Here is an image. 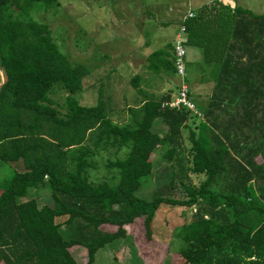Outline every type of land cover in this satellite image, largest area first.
Listing matches in <instances>:
<instances>
[{"label":"trees","instance_id":"1","mask_svg":"<svg viewBox=\"0 0 264 264\" xmlns=\"http://www.w3.org/2000/svg\"><path fill=\"white\" fill-rule=\"evenodd\" d=\"M56 7L0 0V163L14 167L0 182V264H78L73 246L93 264L98 250L126 237L125 226L148 225L161 205L190 210L174 234L180 264H264V13L234 6L213 14V31L200 13L183 21L184 48L194 32L205 45L200 72L211 91L200 117L161 106L176 79L154 94L135 75L138 105L127 107L130 123L115 124L100 95L94 106L73 97L89 70L69 62L33 17ZM143 68L144 88L175 78L172 42L147 54ZM154 148L166 174L146 201L137 193ZM45 190L50 202L38 206Z\"/></svg>","mask_w":264,"mask_h":264},{"label":"rangeland","instance_id":"2","mask_svg":"<svg viewBox=\"0 0 264 264\" xmlns=\"http://www.w3.org/2000/svg\"><path fill=\"white\" fill-rule=\"evenodd\" d=\"M58 7L47 9L33 15L38 22L46 24L50 30L51 37L57 45L58 50L69 62L82 64L89 70V74L83 79L80 92L73 97L81 106H94L98 96L106 105V113L111 122L115 124L130 123L132 112L127 107L134 108L137 95L130 80L139 75L142 81L139 87L144 88L147 82V74L144 70L145 57L150 52L163 46H159L165 37V44L174 38L173 28L170 24L163 35L154 37V41L144 45L143 36L136 35L137 23L146 24L145 19L139 20L134 12L141 0H56ZM149 1V0H148ZM159 7H165L167 1L178 2L183 0H151ZM146 2V0H142ZM240 7L246 8L254 14L264 13V0H238ZM146 5V3H144ZM182 5V4H181ZM147 6V5H146ZM171 13H173L171 11ZM132 18V19H131ZM133 20V22H132ZM139 20V21H138ZM153 24L159 23L157 18L150 19ZM127 23L129 27H124ZM132 24V25H131ZM178 30V29H177ZM177 32V31H176ZM175 32V33H176ZM147 31V36H148ZM162 36V37H159ZM151 38V36H148ZM184 38V35H182ZM146 39V38H145ZM139 43V44H138ZM135 49V51H133ZM138 49L140 52H137ZM187 51L185 58V79L190 90V99L195 107L201 108L206 98L196 90V79L198 76V62L193 60V54ZM0 72V82L2 81ZM175 78L170 82H156L151 90L157 94L172 89ZM145 89V88H144ZM52 95L53 101L59 102L62 96ZM172 94L174 91L172 89ZM134 116H137L136 111ZM186 131H183L185 137ZM152 164L151 175L148 185L141 189L137 195L143 200H151L161 188L166 171V163L160 158V152L154 148L150 155ZM14 167L11 164L0 163V182L11 177ZM104 177H100L102 179ZM199 177H191L192 183L196 184ZM94 181L93 179H90ZM29 190L27 197L34 193ZM173 194L178 197V190ZM39 197V198H38ZM38 206L50 202L48 191H40L37 196ZM190 210L177 206L161 205L154 213L148 225L143 224L141 219L124 227L126 237L114 245L97 251L93 264H163L169 261L171 264H180L176 249L179 241L174 234L176 229L188 221ZM62 222V221H61ZM60 222V223H61ZM60 229L67 237L68 233L60 224ZM101 229L114 231L115 228L102 226ZM71 256L78 264H85L86 252L83 247L73 246L68 249Z\"/></svg>","mask_w":264,"mask_h":264},{"label":"crops","instance_id":"3","mask_svg":"<svg viewBox=\"0 0 264 264\" xmlns=\"http://www.w3.org/2000/svg\"><path fill=\"white\" fill-rule=\"evenodd\" d=\"M237 1L238 0H183V3H181L182 5L181 4L179 5L178 2L172 3L170 1H167L166 8L164 6L160 8L157 3L151 4L152 3L151 0L149 1L146 0V2H142L141 0V1H138V5L136 9H134V12L138 16L139 20L145 19L144 21H146V24L144 25L138 22L137 30H139V32L135 34L146 38V39L142 38L144 42L142 41L139 43L148 45L150 44L151 41H154L155 36L163 35L167 26L172 24L174 26L173 34L175 36L176 34L175 32L177 31V29H179V26L186 19L184 17L188 13L192 14L191 17L200 13L202 15L201 17L202 20L204 21L211 20L212 22H211L209 29L213 31V14L217 15V12L219 13L220 12L223 13L224 11L227 12V9L231 10L234 6H239ZM144 3H146L147 6ZM213 5L218 11H215V10L213 11ZM171 11L173 13H171ZM155 18H157V21H159V23L153 24L151 22L150 19L155 20ZM124 27L127 28L129 27V25H127V23L125 22L123 24V28ZM147 31L149 33L148 36H151V38L147 36ZM195 34L196 33L194 32L190 44H188V46L185 47V51L187 55V51L190 48L191 49L190 52L193 54V60L199 63L198 64L199 72H198V76L196 79L195 88L199 93H201L205 98H207L211 91V84H210L211 82L206 81L205 80L206 77L203 76V74H201L200 72V68L202 66L205 67L201 62V51L202 50L200 48V46H202V44L204 45V43L201 44L202 41L199 42ZM159 37H162V36H159ZM173 39L170 40V43L173 41ZM165 41L166 39L164 37L161 42H158V45L159 46L161 44L165 45ZM210 48L213 50V44L210 46ZM133 51H135V49ZM136 51L140 52L138 49H136ZM147 83L149 84L148 79H147ZM149 89H153V92H154V88H149V87L145 88L147 92H152L151 90L149 91ZM158 90L159 92H162L160 91V89ZM172 95L173 94L171 93V96ZM135 103L137 104V102Z\"/></svg>","mask_w":264,"mask_h":264},{"label":"built area","instance_id":"4","mask_svg":"<svg viewBox=\"0 0 264 264\" xmlns=\"http://www.w3.org/2000/svg\"><path fill=\"white\" fill-rule=\"evenodd\" d=\"M192 14L188 13L184 18L191 17ZM183 30L184 27L181 24L177 30L174 39L172 41L173 48V65L175 69V79H176V90L172 99L168 102L161 104L162 107H169L174 109L184 108L190 111L192 115L200 117V114L188 98V85L185 82V48L183 45Z\"/></svg>","mask_w":264,"mask_h":264}]
</instances>
